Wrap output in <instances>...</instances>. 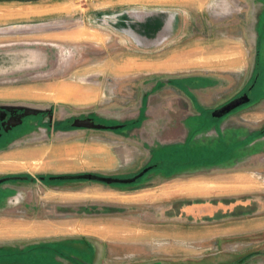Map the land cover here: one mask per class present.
<instances>
[{
	"label": "rangeland",
	"instance_id": "374dc122",
	"mask_svg": "<svg viewBox=\"0 0 264 264\" xmlns=\"http://www.w3.org/2000/svg\"><path fill=\"white\" fill-rule=\"evenodd\" d=\"M108 1L0 0V220L66 233L14 244L64 264H264V157L221 167L243 149L213 141L264 130L250 107L264 98V0ZM247 170L254 215L244 192L222 200L235 212L182 215L176 195L199 178ZM83 175L135 181L66 178ZM137 228L158 233L152 246Z\"/></svg>",
	"mask_w": 264,
	"mask_h": 264
},
{
	"label": "crops",
	"instance_id": "0c3cea01",
	"mask_svg": "<svg viewBox=\"0 0 264 264\" xmlns=\"http://www.w3.org/2000/svg\"><path fill=\"white\" fill-rule=\"evenodd\" d=\"M107 3H108L107 4L108 7L113 5L125 6L126 4L123 2V0H117V2L108 1ZM231 62L233 65H236L238 63V61L234 59H232ZM250 107L254 108L251 111L252 115L261 114L262 116H264V98L260 99L258 102H255ZM261 131L257 130L255 133V131L250 130V128L247 129L245 127H240V126L221 129L220 134L217 135L216 138H214L213 140L214 143L218 142L228 149L231 148L233 145H239L238 149L240 150L243 149L241 150L243 154H241L240 156L232 154V156L227 160H225L224 162H222L220 166L221 167L225 166L228 168L238 165L250 166L252 165L250 164L251 159L256 157L262 158V156L264 157V135L257 137L258 133H260ZM254 135H256L254 140L248 142V139L253 138ZM254 174L255 172L253 170L239 172L234 175H229L231 178L226 177L227 178L226 180L223 178L219 184L214 183L216 182V179L214 178H204V179L199 178L197 183L198 185L194 189L186 191V193H184L185 195L183 196L179 194L176 195L177 201L183 202L181 206L182 215L198 216V214L199 215L204 214V216H206L208 214L213 215L216 213H227V212L231 213L235 209L234 210L229 209V207L228 209H226L227 207L223 204L222 200H224V198H232L233 196L242 194L243 192L246 193V197L248 201L244 206L245 210L243 213H245L246 215L247 214L254 215L255 214L254 201H249L250 198H248V197H253V192H254L253 190L255 188V183L258 184V182H256V179L254 178ZM207 182H209L210 185L213 184V188L208 187ZM172 191L167 190L166 198H170L172 196L171 195ZM192 197H199V198L203 197V198H207V200H203V207L202 206L193 207L194 205H191L188 202V199ZM259 206L260 205H258V207ZM261 208L263 209L264 206H261ZM263 212L264 211H262L261 213ZM261 226L263 230L264 221H262ZM64 230L65 229L62 226H58V225L47 227V226L39 225V223L37 222L27 221L26 223H24L22 221L19 223V222H15L13 218L1 219L0 243H3L2 241H5V244L0 245V250L3 251L0 252V264H64L63 262H66L65 260L61 259L60 257L58 258L57 254L53 250H49L51 249L49 248L51 247L50 244L45 243V246L48 247L47 250H49L47 252L51 251L50 257L48 256L50 259L47 258L45 255L35 256L29 253L26 254V251L24 250H26V247L30 246L29 244H25V245L21 243H17L18 245L14 244L15 241L17 242L24 239H29V240L44 239L47 237L63 236L64 234H66ZM111 230H112L111 228L104 227L102 229V232L103 234L104 232L106 234H110ZM88 231L91 232L95 230L88 229ZM157 234L158 233L152 229L143 230L137 228V239L140 240V242H137V244L150 247L152 246V243H154ZM17 247H19L20 251L17 249ZM46 247L44 251L46 250ZM52 252L55 254H52Z\"/></svg>",
	"mask_w": 264,
	"mask_h": 264
},
{
	"label": "water",
	"instance_id": "95a60500",
	"mask_svg": "<svg viewBox=\"0 0 264 264\" xmlns=\"http://www.w3.org/2000/svg\"><path fill=\"white\" fill-rule=\"evenodd\" d=\"M29 1V0H26ZM248 102L247 98H241L235 101L230 102L229 104H227L226 106L222 107L221 109H219L216 113V115L218 117H222L225 116L229 113H231L232 111H234L235 109L243 106L244 104H246ZM77 126H85V127H95V128H104L103 126H95L93 123L89 122V121H83V122H79L77 124ZM67 179H75V180H91V181H99V182H103V183H107V184H126V183H131L134 182L135 179H131V180H122V179H115V178H105V177H98V176H93V175H83V176H76V177H66Z\"/></svg>",
	"mask_w": 264,
	"mask_h": 264
},
{
	"label": "flooded vegetation",
	"instance_id": "af4514ba",
	"mask_svg": "<svg viewBox=\"0 0 264 264\" xmlns=\"http://www.w3.org/2000/svg\"><path fill=\"white\" fill-rule=\"evenodd\" d=\"M2 120H1V114H0V130H1V124H2V122H1ZM4 180V179H3ZM2 181V180H1ZM5 183V181H3V182H1L0 183V186L2 185V184H4Z\"/></svg>",
	"mask_w": 264,
	"mask_h": 264
},
{
	"label": "trees",
	"instance_id": "16d2710c",
	"mask_svg": "<svg viewBox=\"0 0 264 264\" xmlns=\"http://www.w3.org/2000/svg\"><path fill=\"white\" fill-rule=\"evenodd\" d=\"M21 1H26V0H21ZM216 113H217V112H216ZM262 135H264V130L261 131V132L258 134V136H262Z\"/></svg>",
	"mask_w": 264,
	"mask_h": 264
}]
</instances>
